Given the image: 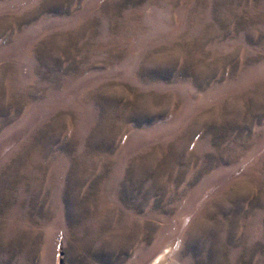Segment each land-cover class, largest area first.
Listing matches in <instances>:
<instances>
[{"label":"rangeland","instance_id":"obj_1","mask_svg":"<svg viewBox=\"0 0 264 264\" xmlns=\"http://www.w3.org/2000/svg\"><path fill=\"white\" fill-rule=\"evenodd\" d=\"M156 257L264 264V0H0V264Z\"/></svg>","mask_w":264,"mask_h":264},{"label":"water","instance_id":"obj_2","mask_svg":"<svg viewBox=\"0 0 264 264\" xmlns=\"http://www.w3.org/2000/svg\"><path fill=\"white\" fill-rule=\"evenodd\" d=\"M155 259H157V260H156V262H154V263H151V264H156V263L158 262L159 258H158V257H156ZM153 260H154V259H153ZM153 260H152V261H153Z\"/></svg>","mask_w":264,"mask_h":264},{"label":"bare ground","instance_id":"obj_3","mask_svg":"<svg viewBox=\"0 0 264 264\" xmlns=\"http://www.w3.org/2000/svg\"><path fill=\"white\" fill-rule=\"evenodd\" d=\"M161 258V257H160ZM159 261V260H158Z\"/></svg>","mask_w":264,"mask_h":264}]
</instances>
